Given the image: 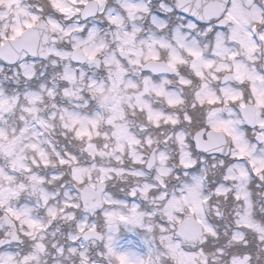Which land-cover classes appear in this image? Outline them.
I'll use <instances>...</instances> for the list:
<instances>
[{
	"label": "snow or ice",
	"instance_id": "snow-or-ice-1",
	"mask_svg": "<svg viewBox=\"0 0 264 264\" xmlns=\"http://www.w3.org/2000/svg\"><path fill=\"white\" fill-rule=\"evenodd\" d=\"M0 264H264V0H0Z\"/></svg>",
	"mask_w": 264,
	"mask_h": 264
}]
</instances>
